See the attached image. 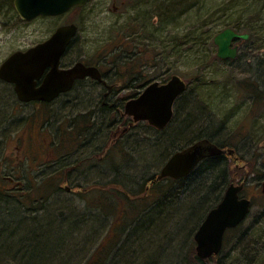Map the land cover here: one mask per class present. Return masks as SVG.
<instances>
[{"label": "rangeland", "instance_id": "obj_1", "mask_svg": "<svg viewBox=\"0 0 264 264\" xmlns=\"http://www.w3.org/2000/svg\"><path fill=\"white\" fill-rule=\"evenodd\" d=\"M147 1L91 0L85 9H74L64 18L24 22L7 6L8 0H0V66L16 51L43 41L60 24L73 23L79 33L72 51L82 54L88 62L109 61L116 65L117 69L109 68V80L119 90L114 100L97 96L95 99H61L50 104H23L19 116L22 122L18 126L13 124L16 119L14 100L0 107L5 117L0 125L7 129L5 133L0 130V174L22 175L21 187L5 193L20 197L28 204L22 208L17 205L16 197H4L2 210H19V219L27 220L30 229L61 228L58 236L45 240L37 236L28 243L32 247L40 243L46 246L48 250L42 251L47 264H85L91 247L88 240L98 245L112 225H116L111 255L114 264H170L164 256V245L168 246L166 236L172 235L178 221L163 222L155 216L150 229L139 225L140 213L152 210L161 201L152 196L146 185L151 186L150 180L158 177L174 153L193 144L201 136L197 133L212 125L218 142L234 150L221 161L225 163L221 166L225 165L229 172L228 186L231 183L247 185L242 195L253 202L251 213L240 229L245 236L240 240L235 234L230 236V243L217 257L218 264H264V73L260 77L262 91L257 95L262 100L247 92L240 93L236 88L241 80L253 78L258 61H264V50H259L255 43L251 48L238 43L237 59L224 61L217 57L216 46L211 51L207 46L202 47L203 50L195 46L192 52L189 51L191 46L177 48L176 42L180 43L199 22L193 15L163 21L152 14V6ZM196 33L195 38L201 32ZM119 72L120 76L115 78ZM174 75L182 77L188 89L178 100L169 127L158 130L147 122L135 123L131 117L123 115L128 102L126 97L142 91L144 85L152 82L165 83ZM129 81L130 89L126 88ZM124 87L126 89L122 90ZM98 89V93L104 92ZM83 114H91V123L87 124L89 130L80 136L76 131L84 127L83 121L78 119ZM93 121L97 125L94 126ZM62 139L70 140L66 141L67 149L72 139L76 145L70 151L69 166L57 173L55 144ZM106 158L110 161L105 164ZM57 176L64 180L65 189L59 192L52 189L40 204V192L45 193V186L40 188L42 180L56 184ZM119 176L129 187H122ZM208 176L209 173H204L200 180ZM112 181L116 182L115 191L105 188ZM198 183L189 186L184 182H165L167 187L172 186L166 199L178 210L180 201L185 204L192 200L191 190ZM94 186H99L97 193L89 191ZM87 188L89 190L85 191ZM105 196H111L116 207V211L107 215L103 214L106 211L103 203L109 202ZM213 197L211 194L210 199ZM30 200L35 202L32 204ZM90 214L92 219L88 221ZM203 214V208L199 209L193 223ZM72 215H83L89 228L85 229L86 223L79 225L78 219L72 223L69 220ZM70 225H78L80 230L65 233L60 239ZM197 229L192 233L196 255ZM25 235L27 233L21 229L10 239L5 228L0 248L5 243L19 247L26 240ZM175 242L173 246L177 247L178 241ZM183 248L187 249L188 245H179L180 260L184 257ZM40 250L32 253V257L39 259ZM27 261L25 252L0 254V264H26ZM207 264L217 263L210 260Z\"/></svg>", "mask_w": 264, "mask_h": 264}, {"label": "trees", "instance_id": "obj_2", "mask_svg": "<svg viewBox=\"0 0 264 264\" xmlns=\"http://www.w3.org/2000/svg\"><path fill=\"white\" fill-rule=\"evenodd\" d=\"M147 2H149L152 6L151 9L152 14L159 16L163 21H170V20L172 21L174 19L181 17L182 15L184 16L193 15L194 19H196V21L199 22V25H197L193 30H191L189 33L183 36L182 40H180L181 41L180 43L176 42L177 48L179 46H184V47L191 46L190 48L189 47L188 48L189 51L192 52L195 46H198L199 49H202V47L203 49H205V46H207L208 50L211 51L212 48L215 47L214 44L215 36L220 32L224 31L225 29L231 28L239 34L249 35L248 40H241V39L237 40L236 41L237 45L239 43L246 48H251V45L255 43L254 45H257L259 47L258 48L259 50H264V0H154L153 2H151V0H148ZM7 6L11 7L12 10H14L13 0H8ZM196 32H201V33L199 36L195 38V35L197 34ZM205 60H207V58H205ZM201 61L203 62L204 59L201 58ZM257 64H258L257 71H255L254 76H252L253 78L252 79L247 78L241 80L236 85V88L240 93L247 92L249 95H253L256 97L257 95H259V92L262 91L260 89V81H261L260 77L264 73V61L263 62L262 60L258 61ZM256 99L260 101L263 98L257 96ZM78 119H81L84 123V127L82 129L79 128L78 131H76L78 135L82 136L90 128L89 125L87 124H89L88 123L89 121L91 123V114H83ZM93 125L94 126L97 125L96 122L93 121ZM213 129L214 128L211 125V127L198 132L197 134L201 136L198 137L197 141L207 139L212 143L216 144L221 149H226L225 146H223V144L218 142L217 134H216L217 131L213 132ZM180 134L181 133L179 132V135ZM67 140L68 139L66 140L62 139L59 140L57 144H55V149L58 150L56 151L57 160L54 163L55 164L54 166H57L56 167L57 173H60L66 167L69 166L67 164L68 157H70L69 156L71 154L70 151L76 145V144L73 145L74 139H72V145L70 148L67 149L66 146L69 145L66 144ZM68 141L70 142V140ZM224 158H227L226 154L219 157H214L204 160L192 174L181 180H172V179L159 180L158 178H152L150 180L151 186L149 187L148 185H146V187L151 190L152 196H156L157 199L160 198L161 201L156 203L153 206L152 210L150 209L151 212L150 210L148 211L146 210L140 213L142 217L139 216L140 217L139 225L144 224L143 228L145 227V229H148L150 226L153 225V223H155L156 221V219H154L155 216L160 217L161 219H159V221H163V222L168 221V223H170L173 220L178 221L177 223L178 225H176V229L172 232V235H168V237L165 235L167 238L168 246L164 245V251H165L164 256L167 258V262H170V264L171 262L172 264L209 263V261L200 260L196 255L195 244L192 240V233L196 228H198L201 225L202 221L205 219L208 212L211 209L215 208L224 196L225 190L230 181L227 167H225V165L221 166V164H225L221 162L224 160ZM108 161L110 160L106 158L105 164ZM204 173H209V176L206 179L204 178L200 180V178L204 175ZM56 180H58L56 184H53L52 181L42 180L40 188L45 186L43 189L45 193L40 192V200H39L40 204H42L44 202V199H46L47 192H50L52 189L56 190V192L65 189L64 187H62V183H65L64 180H60V177L58 176ZM118 180L120 181L121 185H123L122 187L124 188L129 187V185L125 183V181H122L123 177L120 178L119 176ZM198 181L200 182L198 183ZM165 182L167 184L168 183L172 184L173 182H184L189 186H191L192 183H198V186H196L194 190H191V193L193 195H191L192 198L190 199L192 200L190 201L187 200L185 204L184 203L182 204L181 201L179 200L180 201L178 203L179 209L177 210V207H174L171 201H168V199H166L170 194L169 190L170 188H172V186L167 187ZM115 187H116V182L112 181V183L108 184L105 188L115 191L114 190ZM143 187L144 185L141 186V189ZM88 190H89L88 188L85 189V191ZM99 190H100L99 186H94L91 187L89 191H93L97 193ZM204 193L205 195H203ZM211 194H213L214 197L210 199ZM11 197H16V196L7 195V198H11ZM19 198H17L18 199L17 205L21 206L22 208H26L28 206L27 202H24ZM22 198L24 197H21V199ZM104 199H107L109 202H106V204L102 202L104 209L106 210L103 212V214L107 215L110 212L112 213L113 211H116V207L112 202L113 200L111 196H105ZM34 202L35 200H33V202L31 203L33 204ZM201 208H203L204 210L203 216L198 218V222L193 223L194 219L198 216L199 209ZM12 210L9 208L7 209L5 208L2 210V212H4L5 214L8 212L9 213L6 214V216L0 214L1 215L0 219L4 222V225L6 226L4 227L6 228V233L10 236L9 238L12 239L17 234V231L22 229L24 233H27V235H25L26 240L23 241L24 244L23 242H21L20 246L17 248L8 243L3 244L2 248H0V254L3 253L9 254L12 253L13 251L17 253L19 252L20 254L25 252L26 258H28L26 264H47L48 260L42 251V249L48 250L46 246L40 243V244H36L35 247L34 246L32 247L28 243L31 244V242H33V239L37 236L38 237L40 236L39 237L40 240L41 239L45 240V238L47 237L51 239L50 236L53 235L58 236V232L60 231L61 228L55 226L54 228H46V230L43 228L42 229L38 228L37 230L30 229L27 225L29 222L24 219L23 220L18 219V216H16V212L15 215H12ZM87 218L88 221L89 219H92V214L87 215ZM34 219L37 218L34 217ZM75 219H78L77 222L79 225L81 223H86L85 222L86 219L84 218L85 221L83 220V215L80 217L78 215L76 217L72 215L71 218H69V220H71L72 223L75 222L74 221ZM69 220H67V222ZM44 221L47 222L48 220H44ZM13 225L15 226L13 227ZM77 226L70 225L68 227V231L64 232L63 234L61 233L60 239L65 235V233L71 232L72 234L80 230L77 228ZM88 228L89 225L87 224L85 229ZM113 229L114 230L116 229V225H112L110 227L108 231V235H106L105 239L100 241L98 245H94V242L92 243L90 240H88L91 247L89 248L90 253L85 264H114L112 259L113 256H111L112 249H114V245H115L112 244L113 243L112 237L114 233ZM240 229L241 226L235 230H230L226 234L224 247L230 243L231 240H229V238L232 234L238 236L239 240L243 236H245L242 232H240L241 231ZM2 234L3 232L0 234V239L2 237ZM39 238L36 239L39 240ZM175 241H178L177 247L173 246V243ZM181 243L188 245V248L187 249L185 248L186 256H185V249L183 248L182 250L184 251V257H185L184 258L182 256V260H180L178 257V253H179L178 249ZM38 249L39 250L41 249L40 250L41 257H39V259L37 258L35 259L32 257L33 255L32 253H35L36 250ZM213 262H216L218 264L217 258L213 259ZM123 264H128V263H123Z\"/></svg>", "mask_w": 264, "mask_h": 264}, {"label": "water", "instance_id": "obj_3", "mask_svg": "<svg viewBox=\"0 0 264 264\" xmlns=\"http://www.w3.org/2000/svg\"><path fill=\"white\" fill-rule=\"evenodd\" d=\"M90 0H14L18 15L26 21L38 16H58L73 7H85ZM77 32L76 25L60 28L48 41L25 52L14 53L0 68V79L15 85L19 98L24 103L35 101L52 102L59 94L68 92L76 79L84 77L100 78L96 68L78 64L68 70H60V59L72 37ZM248 40V34H239L231 28L217 34L214 44L221 60H234L238 56L236 40ZM47 68L51 71L43 84L36 88ZM187 90L186 82L174 75L168 83L154 82L137 98L128 101L124 115L134 122L146 121L158 130H163L174 115V104ZM233 153V151H229ZM225 150L207 139L197 141L176 152L162 168L158 179L184 178L195 171L199 164L208 158L221 156ZM244 186L230 185L220 204L212 209L195 234L197 254L200 259L208 260L218 255L223 247L224 235L228 229L238 227L248 216L251 209L249 199L239 198Z\"/></svg>", "mask_w": 264, "mask_h": 264}, {"label": "flooded vegetation", "instance_id": "obj_4", "mask_svg": "<svg viewBox=\"0 0 264 264\" xmlns=\"http://www.w3.org/2000/svg\"><path fill=\"white\" fill-rule=\"evenodd\" d=\"M90 1H89V3L85 7H73L71 9H69L67 12H65V13H63L61 15H58V16H49V17L38 16V17H36L35 19H33L31 21H36V20H39V19H52V20H55V19H58V18H64V17L67 16V14L69 12H71L74 9H76V10L77 9H80V10L85 9L90 4ZM143 1H146V0H143ZM13 6H14V0H13ZM14 10H15V8H14ZM15 13L17 14L19 20L24 21V22H30V21L23 20L18 15V13L16 12V10H15ZM70 25H76V24H73V23L60 24V26H58L53 32H50L43 41L37 42L35 45L31 46L30 48H33V47H36V46H38L40 44L45 43L60 28L66 27V26H70ZM78 33H79V28L77 26V32H76V34L74 35V37H72V39L70 41V44L68 45L67 49L65 50V52L63 53V55H62V57L60 59L59 69L60 70H68V69H71V68L75 67L78 64H83L84 66H86L88 68H96V69H98L100 78L94 79V78L88 76V77H84L82 79H76L74 81L73 87L68 92L59 94L53 100V102H55L57 100H61V99H72V98L82 99L84 97L85 98L95 99V98H98L97 96H99L101 99H105V100H112V99L114 100V99H117V97L119 95V93L117 92V90H118L117 89V85L111 83L110 80H109L110 79V77H109V75H110L109 68L111 66L112 69H114L116 67V65H113V63H110L109 61H93V62H88V61H86L84 59V57H83L82 54H80L79 52H73L72 51V47L76 44V42H78L77 41L78 40ZM235 46H236V44H235ZM30 48H28L26 50H18L15 53L20 52V51H27ZM238 50H239V47H238ZM12 55H10L8 58H10ZM4 62L1 64V66L4 64ZM1 66H0V68H1ZM116 69H117V67H116ZM50 71H51V68H47L46 69V71L44 72L42 78L39 81H37L36 88H39L43 84L44 79L46 78V76L49 74ZM116 75L117 76H115V78H118L120 76V72L119 73H116ZM136 79H138V78H135V81H137ZM132 81H134L133 78H132ZM167 82H165V83L158 82V83H160V84H166ZM145 83H147V82H145ZM145 87L146 86L144 85V88H143L142 91H140V92H138L136 94L135 93H132V95L129 96V97H126L125 100H132V99L137 98L144 91ZM98 88H100L104 92L98 93V90H99ZM126 88H128V89L131 88L130 87V81L127 83ZM126 88L124 87L122 90H125ZM8 100H14V103H13V107L14 108L13 109H14V111L16 110V113L14 115L16 119L14 120V123L13 124H15L16 126H18L22 122V119H21V117L19 118V116L22 115L21 108H22V105L25 104V103H23L21 101V99L19 98V95L17 94V92L15 90V85L14 84L9 83V82H7V81H5L3 79H0V107H6ZM177 102L178 101H176L175 104H174V115H173V118H172L171 122L167 125V127H169V125L172 123V121L174 119V116H175V106H176ZM38 103L39 104H50V103H45V102H38ZM102 104L105 106L106 103L104 102ZM2 113H3V109H0V123H2L3 119L5 120V117H3L4 115H2ZM12 122H10V123H12ZM2 128H3L2 125H0L1 132L2 133H5V131L7 129L5 130V129H2ZM21 176L22 175H19L18 173L17 174L16 173L15 174H12V173L11 174H7V173H1L0 174V213H1V215H2V207H3L1 203H2L4 197L7 198V194L5 192H7V191H17L21 187ZM8 186H10V187L8 188ZM246 186L247 185H245L244 190L239 194V198L240 199L246 198V197H244L242 195L243 192L246 190ZM263 192H264V190H263ZM0 223L2 224L3 221H0ZM230 230H235V229H229V230H227L226 234ZM226 234H225V236H226ZM217 257L218 256H216V258Z\"/></svg>", "mask_w": 264, "mask_h": 264}, {"label": "bare ground", "instance_id": "obj_5", "mask_svg": "<svg viewBox=\"0 0 264 264\" xmlns=\"http://www.w3.org/2000/svg\"><path fill=\"white\" fill-rule=\"evenodd\" d=\"M238 54H239V50H238ZM238 57V56H237ZM237 59V58H236ZM186 93V92H185ZM184 93V94H185ZM184 94H182L178 99H177V101L184 95ZM91 133V132H90ZM89 133V134H90ZM15 212H16V216H18V219H19V217H20V211L19 210H12V214L13 215H15ZM0 221H2L1 219H0ZM4 227H6L5 225H4V222L1 224L0 223V228H1V230H0V234L2 233V232H4V230H5V228Z\"/></svg>", "mask_w": 264, "mask_h": 264}]
</instances>
